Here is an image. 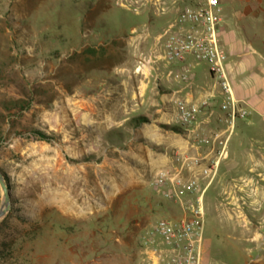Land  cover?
Instances as JSON below:
<instances>
[{"label":"rangeland","instance_id":"1","mask_svg":"<svg viewBox=\"0 0 264 264\" xmlns=\"http://www.w3.org/2000/svg\"><path fill=\"white\" fill-rule=\"evenodd\" d=\"M190 1L163 0L165 13L135 14L117 0H0V169L11 193L0 264H140L144 234L178 214L150 180L177 151L195 155L191 144L206 131L179 124L171 102L182 94L163 90L160 75L174 78L168 67H187L198 88L208 71L191 60L135 69ZM89 47L97 53L86 54ZM101 48L104 69L96 61ZM237 132L227 151L242 149ZM249 143L243 135V148ZM68 169L67 183L56 178ZM59 191L69 210L52 199ZM219 191L211 187L204 197L209 263L264 264L256 216L264 205H238L235 214L218 205Z\"/></svg>","mask_w":264,"mask_h":264},{"label":"built area","instance_id":"2","mask_svg":"<svg viewBox=\"0 0 264 264\" xmlns=\"http://www.w3.org/2000/svg\"><path fill=\"white\" fill-rule=\"evenodd\" d=\"M117 3L135 14L148 7L165 13L163 0H117ZM221 23L218 0H191L178 7L172 20L154 36L151 51L141 58L135 71L145 73L159 62L170 65L191 60L204 65L219 90L221 120L230 133L235 121L245 119L249 111L233 93L226 51L219 37ZM167 74L188 84L192 80L187 67L181 73L169 69ZM216 96L208 92L198 102L181 98L172 101L179 124L187 127L210 123L215 114L211 99ZM227 140L220 131L202 132L191 144L195 155L177 151L170 167H162L153 174L151 187L162 200L178 209L176 216L159 218L143 236L144 247L152 250L163 264H201L204 197L226 154ZM212 150L216 157L208 158L206 153Z\"/></svg>","mask_w":264,"mask_h":264},{"label":"crops","instance_id":"3","mask_svg":"<svg viewBox=\"0 0 264 264\" xmlns=\"http://www.w3.org/2000/svg\"><path fill=\"white\" fill-rule=\"evenodd\" d=\"M219 1L222 15L219 37L226 51V66L234 96L248 109V116L244 120L239 119L240 123H235L233 130L228 133L227 126L221 120L223 113L218 107L221 96L209 73L203 74L205 82L200 83L198 88L194 86L197 78L194 72H191V82H183L182 85L180 81L167 77L165 73L160 76L162 84L166 87L163 90L172 93L174 97L182 94L181 99L198 102L208 92L217 94L216 98L211 99L214 117L210 123L200 124L202 130L220 131L227 139L231 133L238 130L237 146L242 149H226V154L221 158L216 175L209 186L220 189L216 195L218 205L236 214L235 208L238 205L243 208L245 205H264V0ZM166 66L164 65L165 68ZM245 134L250 141L247 148H243ZM206 154L208 158L216 157L215 150ZM239 196L244 202L238 201ZM256 216L257 221L261 222L258 229H261L264 214ZM257 233L259 235L261 231L255 234ZM204 243L205 240L201 264H211ZM143 252L145 256L140 264H163L152 250L144 249Z\"/></svg>","mask_w":264,"mask_h":264},{"label":"water","instance_id":"4","mask_svg":"<svg viewBox=\"0 0 264 264\" xmlns=\"http://www.w3.org/2000/svg\"><path fill=\"white\" fill-rule=\"evenodd\" d=\"M0 188L2 198L0 203V220L3 219L11 208V193L10 187L4 173L0 169Z\"/></svg>","mask_w":264,"mask_h":264},{"label":"bare ground","instance_id":"5","mask_svg":"<svg viewBox=\"0 0 264 264\" xmlns=\"http://www.w3.org/2000/svg\"><path fill=\"white\" fill-rule=\"evenodd\" d=\"M74 169H68L66 171V173H63V174H57V172H55V176L57 179H62L63 181H65L67 183V181L72 178V173L74 171H72ZM54 176V178H55ZM53 178V177H52ZM66 185V184H65ZM68 196V195H67ZM65 194L64 191H59L56 195L52 196L53 200H55V202L59 205V207L63 210H69V208H72L73 207V204H71V201L70 199H68Z\"/></svg>","mask_w":264,"mask_h":264},{"label":"trees","instance_id":"6","mask_svg":"<svg viewBox=\"0 0 264 264\" xmlns=\"http://www.w3.org/2000/svg\"><path fill=\"white\" fill-rule=\"evenodd\" d=\"M104 49L103 48H101V50H100V53L96 56V58L98 59V60H96V61H98L99 62V64L101 65L99 68L100 69H104V67H102V64L101 63H103V58H104ZM85 52H86V54H93V55H95L97 52H96V50H94L93 48H86L85 49ZM86 60H88L89 61V58L88 57H86ZM142 119H144V118H142ZM38 135H40L41 137H43L44 139H48V137L45 135V134H43L42 132H36ZM5 219L6 218H4L1 222H0V225L2 224V223H4V221H5Z\"/></svg>","mask_w":264,"mask_h":264}]
</instances>
